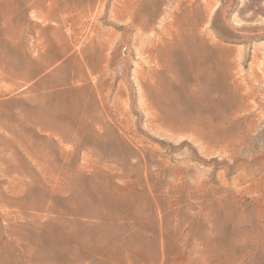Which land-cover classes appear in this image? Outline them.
<instances>
[{
	"label": "rangeland",
	"instance_id": "374dc122",
	"mask_svg": "<svg viewBox=\"0 0 264 264\" xmlns=\"http://www.w3.org/2000/svg\"><path fill=\"white\" fill-rule=\"evenodd\" d=\"M0 264H264V0H0Z\"/></svg>",
	"mask_w": 264,
	"mask_h": 264
},
{
	"label": "bare ground",
	"instance_id": "6f19581e",
	"mask_svg": "<svg viewBox=\"0 0 264 264\" xmlns=\"http://www.w3.org/2000/svg\"><path fill=\"white\" fill-rule=\"evenodd\" d=\"M50 10V9H49ZM45 12V11H44ZM50 13V12H49ZM45 14V13H44ZM63 14V13H62ZM62 14H60V16L62 15ZM42 16H43V14H42ZM44 17V16H43ZM53 17V16H52ZM54 18V17H53ZM54 19H56V20H58L60 23H62V21H63V19H64V16L63 17H56L55 16V18ZM171 111V110H170ZM172 113H174V112H172ZM212 122V121H211ZM143 154V153H142Z\"/></svg>",
	"mask_w": 264,
	"mask_h": 264
}]
</instances>
